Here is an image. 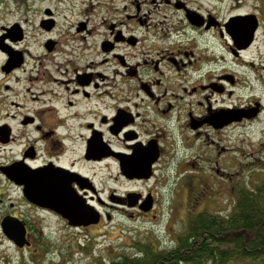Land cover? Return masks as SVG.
Returning <instances> with one entry per match:
<instances>
[{
    "label": "flooded vegetation",
    "instance_id": "obj_1",
    "mask_svg": "<svg viewBox=\"0 0 264 264\" xmlns=\"http://www.w3.org/2000/svg\"><path fill=\"white\" fill-rule=\"evenodd\" d=\"M203 1L120 0L115 4L105 0L100 10L102 29L94 34L101 38L90 42L87 54H74V49L58 45L68 33L48 36L43 50L49 63H40V68L35 63L30 72L25 68L29 51L19 48L28 37L26 31L22 27L19 34L11 35L2 29L0 88L7 94L22 82L15 95L20 100L10 104L24 109L19 125L25 128L26 141L19 155L0 163V176L18 187L28 207L65 223L68 220L52 207H71L76 200L99 209L121 205L149 213L156 205L150 188L101 197L107 172L115 170V180L140 184L171 169L203 172L201 164L196 169L197 164L189 165L186 157L202 156L198 151L217 157L220 141L235 126L260 117L264 112L260 99L232 105L219 100L234 96L240 85L227 57L234 56L239 64L237 60L255 42L264 25V0H207L212 4L209 9ZM248 5L250 11L238 12ZM170 9L172 13L167 12ZM89 23L85 20L76 26L79 35L85 33L83 38L92 35ZM255 25L248 43L247 34ZM56 26L55 12L44 9L40 28L51 33ZM59 50L62 57H56ZM251 108L256 110L253 117L220 123L222 112ZM0 127V142L14 144L12 125ZM97 166L99 171L91 173ZM150 196L152 208L143 210ZM6 205L15 203L0 193V206ZM4 216L25 222L29 244L18 247L2 235L20 251L34 246L28 220L21 213Z\"/></svg>",
    "mask_w": 264,
    "mask_h": 264
},
{
    "label": "rangeland",
    "instance_id": "obj_2",
    "mask_svg": "<svg viewBox=\"0 0 264 264\" xmlns=\"http://www.w3.org/2000/svg\"><path fill=\"white\" fill-rule=\"evenodd\" d=\"M104 1L0 0V35L2 29H11L18 23L21 28L23 27L28 37L19 45V48L29 51L30 59L25 67L28 72L35 63H38L36 68H40V63H49L48 55H44L43 50V43L48 36L57 38L63 33H68V38L66 40L62 38L64 41L58 45L67 46L68 51L74 49V54H87L90 42L97 37V40L101 38L99 34L97 36L94 34L102 29V11L100 10L104 8L103 5L101 6ZM112 1L116 4L120 0ZM203 2L208 9L212 7L207 0ZM46 8L52 9L57 19V26L51 33H46L40 28V19ZM250 10L251 7L248 5L238 12L244 13ZM224 11L225 7L219 15L224 17ZM167 12L172 13L173 10L170 9ZM85 20H89V26L92 27L93 32L92 35L86 34V38H83L85 33L79 35L76 32V26L78 22ZM62 56L59 50L56 57ZM42 57L47 58L42 59ZM232 57L234 56L227 57V61L232 69L237 70L241 79L240 85L235 88L234 96L225 97L219 101L232 105L235 102L257 98L264 105V25L250 49L244 53L243 58L237 60L239 64ZM75 59L82 62L79 57ZM249 63L252 64L248 65ZM222 65L223 63L220 66L221 69ZM46 67L49 68V65ZM21 75L19 74V77ZM21 84L22 82L20 86ZM242 85L245 87L243 88ZM14 86V89L7 94L0 88V126L4 123L12 125L13 134L17 138V141L10 146L0 142V163L19 155L26 141V138H23L25 128L19 125L24 109L10 104L12 100H20L19 97H15L20 86L16 84ZM11 115H15L16 118L13 119ZM29 128L31 129L30 126ZM225 138L220 141L221 144L217 148L221 151L217 157L205 156V151L197 152L202 156H182L186 157L189 165L194 161L197 164L196 169L201 164L200 169L203 172L188 170L180 173L171 169L158 172L148 183L140 184L115 180V170L108 171V175L106 174L108 177L105 176L102 179L107 185L106 190L100 193L101 197H107L111 192L117 196H123L129 189L147 191L150 188L156 197V205L149 213L121 205L100 207V209L96 207L98 212L104 214L98 223H92L86 227L70 226L53 215L28 207L22 201L18 187L8 185L4 177L0 176V193L15 203L14 207L0 206V262L99 264L102 260H110L122 254L140 256L141 250L148 245L156 250L175 247L178 234L184 231L187 219L190 220L198 211L228 216L238 197L236 189L239 184L253 187L260 179L259 174L263 173L264 112L252 123L235 126ZM198 160L205 162H198ZM96 171H99L98 166L90 170L91 173ZM98 179L100 180V173ZM6 213H21L23 218L28 220L35 237L34 246L20 251L8 241L6 236L2 235L4 233L1 220Z\"/></svg>",
    "mask_w": 264,
    "mask_h": 264
},
{
    "label": "trees",
    "instance_id": "obj_3",
    "mask_svg": "<svg viewBox=\"0 0 264 264\" xmlns=\"http://www.w3.org/2000/svg\"><path fill=\"white\" fill-rule=\"evenodd\" d=\"M253 187L239 184L228 216L198 211L171 249L144 247L99 264H264V170ZM233 183H235L233 181ZM239 183V182H238Z\"/></svg>",
    "mask_w": 264,
    "mask_h": 264
},
{
    "label": "water",
    "instance_id": "obj_4",
    "mask_svg": "<svg viewBox=\"0 0 264 264\" xmlns=\"http://www.w3.org/2000/svg\"><path fill=\"white\" fill-rule=\"evenodd\" d=\"M256 24V23H255ZM256 29V25L252 27L251 33L247 34L248 43L253 39V34ZM11 35H17L20 33V24L14 25L11 29H6ZM251 35V36H250ZM19 36L18 38H20ZM256 113L254 108L251 109H232L230 111L222 112L220 115V123H226L233 120H239L244 116L253 117ZM137 177H148L149 174H139ZM16 182L21 183L17 179ZM137 200V199H136ZM135 200V201H136ZM147 205L141 206L143 210H150L153 205V199L147 198ZM55 211L60 213L65 219L68 220L70 226H88L92 223H98L100 221L101 215L92 205H82L76 200V203L71 207H52ZM1 227L3 233H5L11 240H13L18 246L23 247L29 244L27 240V228L24 221L19 218L5 217L1 221Z\"/></svg>",
    "mask_w": 264,
    "mask_h": 264
}]
</instances>
